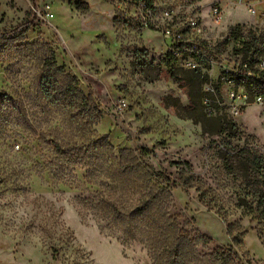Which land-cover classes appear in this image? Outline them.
<instances>
[{
    "label": "rangeland",
    "instance_id": "rangeland-1",
    "mask_svg": "<svg viewBox=\"0 0 264 264\" xmlns=\"http://www.w3.org/2000/svg\"><path fill=\"white\" fill-rule=\"evenodd\" d=\"M198 1L224 53L231 55L235 30L264 43L253 20L226 0ZM215 2L224 11L220 26L209 15ZM118 7L117 0H38L37 8L32 0H0V31L37 11L27 34L0 40V264H153L144 245L125 241L112 214L116 208L130 220L151 190L166 194L164 212L179 216L181 228L213 240L189 264H221L218 250L239 256L238 264H264L256 174L238 155L249 148L264 157V106L253 96L241 116H231L223 86L215 116L200 110L201 123L181 118L185 112L168 104L193 107L186 70L177 67L173 80L160 34L125 22ZM53 60L64 70L61 86L75 77L101 110L98 126L76 117L89 114L80 104L59 106L42 95ZM229 126L236 130L225 131ZM183 162L195 176L189 191L179 186Z\"/></svg>",
    "mask_w": 264,
    "mask_h": 264
},
{
    "label": "trees",
    "instance_id": "trees-1",
    "mask_svg": "<svg viewBox=\"0 0 264 264\" xmlns=\"http://www.w3.org/2000/svg\"><path fill=\"white\" fill-rule=\"evenodd\" d=\"M152 1V0H150ZM33 6L37 8L38 0H32ZM78 7L84 12H89L90 8L84 1L78 2ZM122 18V16L120 15ZM37 19V14L31 11L24 22L12 29L11 31H0V40H13L27 34ZM126 22V20L124 19ZM234 33V32H233ZM235 34V33H234ZM264 43L258 44L257 39L252 40V45L245 51L244 57L247 58L251 53V59L254 60L256 56L263 52ZM166 65L169 67L170 76L173 80H177V73L180 71L175 64L169 62L165 58ZM185 80L192 87L190 92V99L192 108L180 109L179 105L175 101L174 104L170 103L168 106L177 107L178 113L184 111V115H180L181 118L185 117L192 119L196 123L204 121L205 113L203 106V98L205 96L203 88L205 80L201 75L193 71H182ZM64 70L62 67H58L53 60L51 63L47 62L44 68V75L42 76V95L53 101L55 105L67 104L71 107H75L80 104L85 111L89 113L88 116H76L81 120L88 121L91 127L98 126L103 119L101 110L94 104L92 97H86L83 92L78 89V81L75 77L68 78L69 84L67 86H61V78H63ZM245 88L251 93L264 94V82L258 80H243ZM0 101L5 103L6 98L0 97ZM200 110L204 111L205 116H199ZM198 116L200 117L198 119ZM210 117V116H209ZM236 130L235 126H229L225 131ZM233 137V136H232ZM107 147V138L104 139ZM220 146L225 147L226 143H222ZM59 151V146H55ZM122 159H126V151L120 153ZM238 155L241 159L250 167L251 172L256 174L255 187L258 191L259 202L257 204L258 211H262L264 215V157L259 155L256 151L249 148H243L238 151ZM77 165L78 162H72ZM182 178L179 182L184 190L189 191L195 188V176L192 167L189 163H182ZM158 177L163 183H170L171 179L166 174H158ZM161 191L151 190L144 198L141 205L127 218L116 208H112L113 219L117 226L123 229V235L126 242H139L144 245L148 250V254L153 264H189L198 261L197 247L207 246L213 242V240L198 232H188L179 226V216H167L164 212V208H167L169 199ZM203 199V196H202ZM261 216H256L253 220H261ZM134 223V225H131ZM232 226H228V235L232 234ZM236 238L232 237V248L236 246ZM216 258L221 264H238L237 259L242 263V260L237 256V259L231 258L228 253L218 250L215 253Z\"/></svg>",
    "mask_w": 264,
    "mask_h": 264
},
{
    "label": "built area",
    "instance_id": "built-area-1",
    "mask_svg": "<svg viewBox=\"0 0 264 264\" xmlns=\"http://www.w3.org/2000/svg\"><path fill=\"white\" fill-rule=\"evenodd\" d=\"M226 1L253 20L251 29L264 34V0ZM117 4L127 22L160 34L166 60L201 75L205 80L203 106L207 116H215L217 108L222 107L223 86L228 88L231 116H241L251 104L253 96L243 80L264 82V48L254 60L250 58L252 52L245 58V51L252 45L248 32L239 29L229 36L231 55H228L221 42L209 37L198 0H117ZM209 15L215 26L222 25L224 11L219 2L211 5ZM253 101L264 106V94H255Z\"/></svg>",
    "mask_w": 264,
    "mask_h": 264
}]
</instances>
